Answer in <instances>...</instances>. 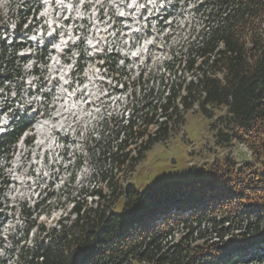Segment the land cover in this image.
<instances>
[{
	"label": "trees",
	"instance_id": "1",
	"mask_svg": "<svg viewBox=\"0 0 264 264\" xmlns=\"http://www.w3.org/2000/svg\"><path fill=\"white\" fill-rule=\"evenodd\" d=\"M196 4L200 31L174 52L164 73L133 77L116 70L111 56L101 59L126 92L131 89V101L121 116H106L100 124L93 172L98 182L85 192L93 204L74 200L55 227H37L33 241L35 223L19 239L12 237L5 251L14 264H264V0ZM26 24L17 21L15 38L31 32ZM2 31L0 115L11 119L0 137V159L6 161L32 125L28 111H14L17 95L12 99L10 89L23 80L31 55L20 56L25 45L15 38L8 44ZM47 48L37 49L35 59L43 62ZM33 75L40 76L37 70ZM220 107L227 112L213 125L217 144L244 146L248 159L229 153L202 169L203 177L146 189L129 183L146 153L179 133L189 113L214 118Z\"/></svg>",
	"mask_w": 264,
	"mask_h": 264
},
{
	"label": "rangeland",
	"instance_id": "2",
	"mask_svg": "<svg viewBox=\"0 0 264 264\" xmlns=\"http://www.w3.org/2000/svg\"><path fill=\"white\" fill-rule=\"evenodd\" d=\"M154 2L149 0L150 6L145 15H141V4L131 2L130 5L137 4V7L133 13L125 8L132 19L127 22L118 20L124 0H0L1 30L10 24L9 30L12 31L15 21L26 19L39 7L43 8L37 21L40 17L47 19L42 21L43 25H47L45 35L42 36L38 26L33 30L36 36L27 39L26 42L32 41V49L21 54L25 57L32 55L24 67L23 80L10 88L12 99L15 96L13 93L17 95L14 111L18 109L22 115L28 109L26 115L32 125L15 145L9 159H0V189L3 190L0 199V212L3 214L0 219V245L4 248L0 249L1 261L7 264L16 262V258L13 255L9 257L5 249L11 248L12 237L19 239L26 227L34 223L37 225L30 235L33 241L38 233L37 227H55L72 210L74 200L81 198V201L93 204L94 198L86 197L85 192L92 190L94 180L98 182L93 172L99 165L95 160V147L100 137V124L106 116H121L131 101L128 93L131 89L126 92L111 64L110 70L101 68L103 63L97 62L96 56L102 54L111 56V60L118 59L116 70H123L129 76L135 77L143 69L145 75L164 73L165 63L174 52L180 51L187 40L195 39L200 31L201 19L195 14L196 0H170L168 9L175 4V10L167 12L172 17L161 23V32L157 25L160 18L146 21L157 14ZM140 16L143 18L139 19ZM30 20L29 16L28 25ZM66 20L69 23L63 24ZM147 24L153 37L149 42L146 38L141 40L132 53L130 46L137 44L133 31L139 27L143 29ZM76 28L80 32L76 33ZM59 29L66 30L67 34L64 37L59 35L58 42L53 43L50 38ZM144 33V30L140 31V34ZM193 33L196 35L192 36ZM84 34L87 41L78 46L79 35L82 37ZM115 34H118L116 42ZM46 39L53 46L47 51L45 61L48 63L44 66L40 62L41 56L37 59L39 62L34 58L37 54L34 49L40 48ZM150 43L157 47H150ZM94 45L97 47L93 48ZM52 49L55 52L52 53ZM148 57L150 60L145 63ZM34 70L38 71L39 77L32 75ZM191 77L192 74L187 79ZM22 81L24 84L18 94ZM36 109L38 116H35ZM214 112V118L189 113L182 130L168 142L159 143L148 151L137 168L136 176L128 182L146 189L168 179L203 177L199 174L202 169L209 168L216 159H222L229 153L240 161L245 155L248 159L250 153L244 146L236 143L221 147L217 144L213 125L219 115L226 114L227 109L215 108ZM10 120L9 116L0 115V132L8 131Z\"/></svg>",
	"mask_w": 264,
	"mask_h": 264
}]
</instances>
